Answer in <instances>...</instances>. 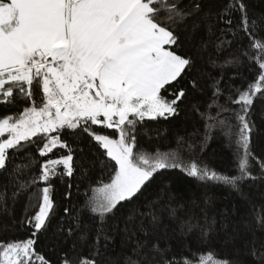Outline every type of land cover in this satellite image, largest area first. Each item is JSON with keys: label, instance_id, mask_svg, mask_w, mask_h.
<instances>
[{"label": "snow or ice", "instance_id": "6c2138e0", "mask_svg": "<svg viewBox=\"0 0 264 264\" xmlns=\"http://www.w3.org/2000/svg\"><path fill=\"white\" fill-rule=\"evenodd\" d=\"M221 5L216 12H205L195 0L191 6L183 0H0V104L27 105L16 115L0 118V175L6 177L0 187V214H11L9 199L15 204L21 193L28 194L19 221L28 238L0 241V264H52L35 245L38 234L49 232L55 215L52 181L57 177L73 180L67 183L66 198H71L73 187L79 191L87 182L82 206L65 207L52 231L54 237H74L60 264H105L101 248L113 239L108 221L143 197L157 174L179 170L204 185L222 184L241 195L242 182L257 178L253 161L264 178V160L252 149L256 128L251 118L256 99H264V11L256 12L251 0H221ZM205 27L209 38L193 45L192 37ZM229 35L232 39H225ZM241 35L251 54L241 45ZM233 44L239 54L217 55ZM205 56L208 65L220 69L217 75H196ZM248 61L258 65L254 69L258 75L246 88L225 79L228 66L243 78L241 69ZM189 76L191 91L209 89L213 101L209 108L217 109L199 147L203 150L213 130H219L234 147L237 175L186 160L185 149L191 152L195 145L183 137L166 151L138 145V135L148 134L139 127L146 120L168 121L180 115V103L189 90L170 89ZM225 92L226 104L237 105L238 110L219 103ZM65 129L71 130L73 144L62 139ZM82 140H87L88 150L94 143L102 151L89 158ZM55 149L66 152L50 156ZM33 152L47 159L37 160ZM97 168L99 176L94 174ZM172 199L169 195L162 203L161 195L148 203L146 212L130 209L128 221L139 217L142 238L125 227L124 243H131L132 254L124 264H264V206L256 212L254 224L225 232L222 248L231 253L221 255L209 235L215 220L207 217L200 227L201 247L193 251L181 243L183 251L173 249L175 230L161 228L162 212L178 219V209L183 208L173 207ZM33 200L36 210L28 215ZM84 214L94 232L84 223ZM195 227L199 225L191 219L181 221L180 233L186 236Z\"/></svg>", "mask_w": 264, "mask_h": 264}, {"label": "trees", "instance_id": "16d2710c", "mask_svg": "<svg viewBox=\"0 0 264 264\" xmlns=\"http://www.w3.org/2000/svg\"><path fill=\"white\" fill-rule=\"evenodd\" d=\"M194 0H183L185 5L191 6ZM201 4L203 11L216 12L221 8V0H195ZM256 12L264 11V3H260L259 0H251ZM219 27H223L221 23ZM215 31V29H214ZM219 35V32H217ZM210 36L207 28L201 29L195 36L192 37V44L197 45L202 39L207 40ZM214 39V37H213ZM225 39H232L231 35L225 37ZM241 45L245 50H248L251 54V50L248 49V40L241 35ZM228 52L239 54V50L236 44H233L231 48L225 52L218 53L220 57H227ZM212 53V49L209 48V54ZM207 56L204 61L198 62L196 75L203 72L217 75L220 69L212 67L206 63ZM219 64H223L224 60L219 59ZM258 65L251 61L246 62L245 67L241 69L242 77L237 76L236 72L231 66H228L224 72L225 79H231V83L235 87L246 88L247 84L254 81V78L258 75L254 71ZM250 69H253L250 71ZM192 77L182 79L176 89H170V91H177L180 87H184L189 90L187 98L180 103V115L170 118L168 121H148L146 120L142 126H139L141 130L146 128L148 130L147 135H138V145L142 149L148 151H155L159 148L161 151L174 149L176 147V141L179 137H183L186 141L194 144L195 147L191 152L185 149V159H194L202 164H206L210 168L227 175H237L236 161L234 156V147H230L227 140L219 130H213L212 138L207 142L203 150L200 149L199 144L203 139L205 131H207V125L213 121L211 117H217V109L215 106L209 108V105L213 104L211 99V92L209 89L203 91L193 92L190 89L189 80ZM223 83V81H222ZM228 93L225 92L224 97L219 100L220 104H225L236 108L237 105H227L226 97ZM169 99L172 97L169 96ZM39 102V101H37ZM195 105L199 111L194 110ZM27 106L22 101H17L13 105L7 106V108L0 104V118L5 115H16L22 110V107ZM201 113L204 115L202 116ZM224 115H227L225 113ZM219 118H223L220 116ZM252 120L255 122L256 131L253 134L252 149L257 157L264 160V99L257 98L253 105ZM234 122V121H233ZM99 130V129H98ZM106 134H112L113 130H102ZM71 130L65 129L62 133V139L68 140L69 144H73V138L69 135ZM196 135H193V134ZM149 137H151L149 139ZM87 140H82V146L86 147L87 155L89 158L94 159L93 152L102 151L92 143L90 150H88ZM66 150L55 149L50 154L52 157L64 154ZM33 155L37 160H46L47 158H41L33 152ZM78 158V157H77ZM19 164L21 161L16 160ZM253 174L257 177L255 180L248 179L242 182L241 192L237 193L228 186L222 184H208L204 185L194 178L187 177L179 170H169L163 175L157 174L153 181L146 186L144 196L139 200H135L134 203L128 204V207L121 213H117L115 220L108 221V229L113 233V239L108 242L107 248H101V259L105 261V264H124L125 258L131 255V243L125 244V232L127 227L130 231L136 232V236L142 238V233L137 231L139 228V217H136L133 221H128V216L131 215L130 209L138 208L140 212L147 211V205L151 201L160 199V196H164L162 203L168 201V196L173 197L171 204L173 207L183 205V208H179L177 212L178 219L169 218L167 212L161 213V228H166L169 232L175 230L176 239L172 241L173 249L175 251H183L180 246L181 243H186L193 251H196L198 247H201L199 236L200 227L205 224V218L211 222L215 220L213 225L214 231L209 235L212 238V243L221 255L231 253V249L222 248V240L225 232L232 233L235 231H243L246 224H254V217L256 212L261 210L264 206V178L261 177L258 165H255L253 161ZM35 171V169L33 170ZM95 175L99 176L101 170L95 169ZM75 182L80 183L78 175H75ZM106 178V177H105ZM73 182L72 178L64 177L61 179L57 177L53 179V192L52 197L55 202V215L52 218L49 232L46 234H38L37 244L35 249L37 252L43 254L46 259H49L52 264H60V256L67 252L73 241L74 237H54L52 231L57 222L64 216V208L75 206L81 207L84 200V191L87 188V182L80 184L79 191L73 187L71 198H66L65 193L68 191L67 183ZM6 183V177L0 175V187ZM41 186H43L41 182ZM163 190V191H162ZM7 196L11 197V188L7 192ZM208 201L207 204L205 201ZM36 200L32 201V205L28 208V215H31L36 209L34 205ZM28 204V194L21 193L17 197L15 204L9 199V207L11 208L10 215L0 214V241L14 240V239H26L28 238L27 228H20L19 221L25 215L24 207ZM191 219L193 224L199 225V227L193 228L192 232L188 235H181L180 222ZM13 220L16 224L13 225ZM84 223L93 227L92 221L89 219L88 214L83 216ZM127 222V223H126ZM145 226H147V219L144 220ZM225 225L227 226L225 228ZM257 235H260L259 229ZM135 239V238H133ZM103 243V242H102ZM55 245V246H54ZM251 258H249L250 260Z\"/></svg>", "mask_w": 264, "mask_h": 264}]
</instances>
